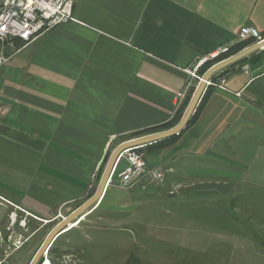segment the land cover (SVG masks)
<instances>
[{"label":"crops","instance_id":"obj_1","mask_svg":"<svg viewBox=\"0 0 264 264\" xmlns=\"http://www.w3.org/2000/svg\"><path fill=\"white\" fill-rule=\"evenodd\" d=\"M73 15L75 22L19 52L7 48L11 59L0 70V194L45 221L93 197L105 159L132 134L185 114L200 83L186 70L235 44L244 26L264 35V0H77ZM216 76L227 90L207 88L193 122L142 149L167 185L125 191L110 184L97 208L125 201L136 214L161 198L175 228H222L231 231L225 238L248 239L221 203L236 209L264 193L241 169L248 156L256 164L264 141V49ZM178 92L186 97L176 112ZM171 185L178 194L166 192ZM9 210L0 209L2 231ZM199 236L215 239L209 231Z\"/></svg>","mask_w":264,"mask_h":264},{"label":"rangeland","instance_id":"obj_2","mask_svg":"<svg viewBox=\"0 0 264 264\" xmlns=\"http://www.w3.org/2000/svg\"><path fill=\"white\" fill-rule=\"evenodd\" d=\"M179 117L182 119L183 116ZM261 145L256 150V164H251L252 159L248 156L246 165L241 166V169L247 179H257V184L261 185L257 189L262 188L264 191V141ZM107 163L108 161L106 165ZM124 163L120 169L126 165ZM215 168L217 169L216 166ZM251 183L247 181L244 188L252 190ZM173 188L174 185H171L165 190L169 194ZM137 189L143 190H134ZM256 199L260 203H255ZM245 201L243 206H237L236 209H230L221 203L231 222L238 225L239 228L235 231L248 238L245 240L240 237L225 238L224 234L231 232L228 229L199 230L194 227L192 230L187 226L182 229L175 228L176 223L168 220L170 215L167 214L164 220L165 214L161 211L164 201L161 198L148 200L143 210L136 214L127 211L123 205L125 201L115 210L94 206L85 214L88 216L78 227L58 235L53 243L55 245H52L57 248L56 261L59 264H264V245L254 241L255 238L264 241V193L261 197H247ZM75 211L74 207L69 211L63 210L62 215L67 218ZM82 217L74 222L80 221ZM60 222L56 220L43 226L22 250L11 257L9 264H28L37 253L36 249L40 248ZM40 226L42 223H38L35 229ZM200 231L213 233L215 239L198 237ZM235 231L232 230L234 234ZM183 236L186 238H182ZM52 257L54 259V255H51V260Z\"/></svg>","mask_w":264,"mask_h":264},{"label":"built area","instance_id":"obj_3","mask_svg":"<svg viewBox=\"0 0 264 264\" xmlns=\"http://www.w3.org/2000/svg\"><path fill=\"white\" fill-rule=\"evenodd\" d=\"M8 6V34L9 49L13 54L30 44L40 35L58 26L75 22L73 15L77 0H7ZM250 41L251 45L264 42V35L254 26H244L237 35L235 44L221 45L208 56L198 60L193 68L186 70L191 79L202 81L204 74L213 66L232 57V48L241 43ZM261 49H264L261 48ZM9 58L10 54H9ZM9 59V60H10ZM211 63V64H210ZM210 64L208 69L201 74V69ZM0 70H1V42H0ZM224 77L213 76L207 82L206 89L214 87L220 90H227ZM185 92H178L176 95V112L181 108ZM145 146H138L124 150L118 157L107 186L115 184L125 190L141 188L146 190L150 186H163L165 184V172L161 168H151L145 158L143 150ZM125 161V167L119 171L121 162ZM171 195L178 194L173 189ZM7 209L6 197L0 194V209ZM66 217L58 212L51 220H41L34 214L25 210L15 203V226H16V253L22 250L30 241L33 235L37 234L43 226L54 221H63ZM32 221L42 223V226L34 229ZM54 243V242H53ZM53 243L44 252L40 264H54L51 260V248ZM0 264L8 262V234L7 221L4 231L0 230Z\"/></svg>","mask_w":264,"mask_h":264},{"label":"water","instance_id":"obj_4","mask_svg":"<svg viewBox=\"0 0 264 264\" xmlns=\"http://www.w3.org/2000/svg\"><path fill=\"white\" fill-rule=\"evenodd\" d=\"M263 47H264V42L261 44H257L249 48H246L242 50L241 52H239L238 54L228 58L227 60L223 62H220L219 64L213 66L210 70H208L204 74L202 81L199 83L196 91L194 92V95L191 99V102L188 105L187 110L185 111V114L183 115L182 119L175 127L167 131L151 134V136L148 135V136L131 139L127 142H124V144L119 145L115 150H113V153L111 154L108 160L104 173L102 177L100 178L101 180L99 183L97 193L93 197H91L85 204L80 206L73 214L67 217L66 220L61 221L59 224H57L52 229V231L46 237V239L44 240L40 248L37 249L38 250L37 253L35 254V256L33 257L32 261L29 264H39L44 252L56 240L58 235L60 236V234H63L64 233L63 231L68 228L69 224L73 223L74 220H76L80 216H84L91 208H93L100 202V200L102 199L105 193L112 169L119 155L124 150L133 148V147H138V146H147L149 144L156 143L158 141H161V140H164V139L180 134L188 126L191 119L193 118L204 96L206 85H207V82L210 80V78H212L215 74H217L219 71L229 66L230 64L242 60L243 58L256 52L257 50H260Z\"/></svg>","mask_w":264,"mask_h":264},{"label":"bare ground","instance_id":"obj_5","mask_svg":"<svg viewBox=\"0 0 264 264\" xmlns=\"http://www.w3.org/2000/svg\"><path fill=\"white\" fill-rule=\"evenodd\" d=\"M0 42H1V68L9 61V54L6 49H9V34H8V6L7 0L0 3ZM251 44V42H250ZM254 46V45H253ZM216 75V74H215ZM214 75V76H215ZM6 206L9 210L7 214V234H8V262L16 253V226H15V204L6 198ZM88 215H84L80 221L71 223L64 234L78 227L82 220Z\"/></svg>","mask_w":264,"mask_h":264},{"label":"trees","instance_id":"obj_6","mask_svg":"<svg viewBox=\"0 0 264 264\" xmlns=\"http://www.w3.org/2000/svg\"><path fill=\"white\" fill-rule=\"evenodd\" d=\"M248 44H250V41L241 42V43L235 45V46L232 48V54H233V53H236L237 51H240V50H242V49L244 50V48H245ZM206 68H207V66H204V67L201 69L200 73H204V71L206 70ZM205 97H206V95L203 97V99H202V101H201L199 107L197 108V110H196V112H195L193 118L191 119L192 122L196 119V117H197V115H198V112H199V110H200L202 104L204 103ZM189 102H190V99L188 100L187 103H189ZM187 106H188V104H187ZM180 119H181V118L179 117L178 120H175L172 124H167V125H164V126H161V127H156V128H150V129L144 130V131H142V132H138V133L132 134L130 137H131V138H136V137H139V136H142V135H147V134H150V135H151V134H153V133H157V132H160V131H162V130H167V129H169V128H171V127H174L175 125H177V124L179 123V120H180ZM191 121H190V123H191ZM146 147H148V145H147ZM108 158H109V157H107V158L105 159V161H104V164H102V165H104V166H102V168H101V170H100V176L103 174V170H104V167H105V165H106V162L108 161ZM56 240H57V239H56ZM254 241H255V243L257 242V243H259L260 245H264V241H260V240L257 239V238H255ZM254 241H253V242H254ZM55 242H56V241H55ZM54 245H55V244H53V246H54ZM53 246H52V248H51V255H54V259H53V257H52V261H53L52 263H54V264H59V263L56 261L57 253H58V252H57V248H56V246H55V247H53ZM37 249H39V247H38ZM37 249H36V252H37ZM36 252H35V253H36ZM33 257H34V255H33ZM32 259H33V258H32ZM31 261H32V260L30 259L29 263H30ZM29 263H28V264H29Z\"/></svg>","mask_w":264,"mask_h":264}]
</instances>
